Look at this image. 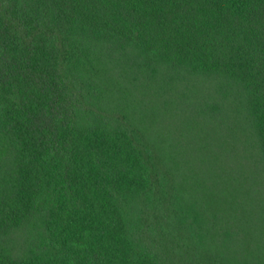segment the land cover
<instances>
[{"label": "trees", "instance_id": "1", "mask_svg": "<svg viewBox=\"0 0 264 264\" xmlns=\"http://www.w3.org/2000/svg\"><path fill=\"white\" fill-rule=\"evenodd\" d=\"M0 264H264V0H0Z\"/></svg>", "mask_w": 264, "mask_h": 264}]
</instances>
